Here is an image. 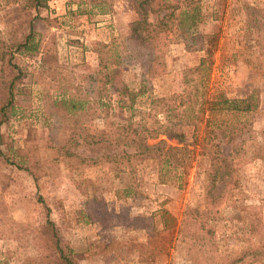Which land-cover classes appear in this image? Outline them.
<instances>
[{
    "label": "rangeland",
    "instance_id": "1",
    "mask_svg": "<svg viewBox=\"0 0 264 264\" xmlns=\"http://www.w3.org/2000/svg\"><path fill=\"white\" fill-rule=\"evenodd\" d=\"M42 1L33 9L30 0H0V108L13 98L12 109L0 112V264L46 252L38 243L46 219L76 264L264 262V254L259 262L251 256L254 248L264 250V0H200L203 47L189 49L170 32L171 41L152 51L127 39L133 0ZM30 30L36 50L24 51ZM97 51L122 57L114 83L105 86L106 117L95 104ZM200 59L206 69L190 73ZM141 83L145 94L136 98L131 121L150 123L151 98L164 100L153 114L182 141L159 135L145 143L184 149L181 187L160 184L152 158L113 163V121L124 123L130 113L113 114L115 90L123 84L135 92ZM221 99L235 110L213 105L204 114L209 101ZM218 125L236 138L223 141ZM205 135L226 159L225 175L209 194ZM160 209L177 227L188 213L195 222L175 234L167 257L147 247L143 217Z\"/></svg>",
    "mask_w": 264,
    "mask_h": 264
},
{
    "label": "trees",
    "instance_id": "2",
    "mask_svg": "<svg viewBox=\"0 0 264 264\" xmlns=\"http://www.w3.org/2000/svg\"><path fill=\"white\" fill-rule=\"evenodd\" d=\"M30 1L33 9L43 6L42 0ZM133 11L135 13V19L129 24L127 39L136 45L148 48L152 51L158 48L157 44L160 43L161 40L170 42L171 40L169 38L173 37L168 38L167 33L172 32V35H175V38H179L183 41L185 46L189 49L198 48L199 50V48L203 47L202 36H199L196 31L197 26L202 21L200 0H133ZM150 17L151 20H149ZM31 39L32 30H30L29 34L25 37L24 42L20 44V47L24 49V51L36 50L35 47H29L34 46L32 43H29ZM162 45L164 44L162 43ZM96 54L98 63L96 74L97 82L100 83V86L96 92L98 96L95 104L98 105L99 112L106 117L109 104L104 102V98L107 97L104 93L105 86L112 81L114 83L117 70L122 63V57L118 54H113L107 59L106 55L104 56V54L102 55L98 53V51ZM203 68L206 69V63L204 59H200L198 65L192 68L190 73H200L203 71ZM11 90L12 85L8 87V94L11 93ZM187 90L184 89L183 92L186 94ZM115 93L117 99L113 101V114L123 110H129L130 113L129 118L124 123L120 124L113 121V163L122 164L125 162L124 164L130 165V162L136 158H152L157 162V173L160 184L169 182L181 187L183 183H185V170L188 166L186 165L185 159L179 156L184 149L178 148L177 146H168L165 148L161 140L152 146H148L145 143L149 139H156L159 135L166 136V139H175L179 143L182 141V134L161 124L153 114L155 106H159L162 109L161 106L165 105L164 100L159 97L151 98V107L148 109L147 114H145L147 118H150V123L143 122V120L133 122L131 121V118H133L132 116H134V109H132L133 104L136 98L145 94L144 85L141 83L138 90L134 92L128 89L127 86L119 84ZM11 94L5 105L0 108L1 115L5 114V110L12 109L13 98ZM202 94L204 96V93ZM247 99L248 98L245 100ZM58 102L64 103L66 107H70L71 109L76 107L75 102L71 100L62 101L59 99ZM245 102L246 101H242V103ZM156 103L159 105H156ZM213 105L219 106L218 111L236 108L233 102L231 103L225 99L214 102L209 101L204 114H212L215 110L211 108ZM161 112L162 111H159V113ZM209 122V119L205 120V134L210 133L206 131L209 129ZM111 125L112 124L109 123V126ZM214 128L218 130V134L222 140H225L227 143L233 141L237 136V132L233 129L229 131L221 130L220 125ZM216 137L217 135H214V138ZM208 138L209 137L205 135L202 139V141L207 139L205 145H209V149H205L207 151L203 152L210 157V165L207 173L209 178L206 190L207 194H209L214 181H222L225 175L222 164L226 161V159L220 157L218 144L212 143ZM121 148V154L115 152ZM202 148L203 147L200 149L202 150ZM123 149H130L131 151L124 152ZM33 179L36 181L34 176ZM143 218L146 221L147 227L149 226L150 228L147 240V247L150 248V254L164 257H167L169 254V250L175 240V234L185 228L187 232H189L190 229L188 228L194 227L195 223L193 215L188 213L183 215L179 227H177L176 219L170 216L165 209H160L150 214L148 217ZM154 225H159V229L156 230L155 227H152ZM250 232L256 234L252 230V227L250 228ZM191 238L192 236L190 239ZM38 240V243L46 249V252H40L41 255L36 258H25L22 264H35L37 262H41V264H76L73 257V250L62 240L59 230L48 219H46L45 225L41 227ZM261 254H264L263 249H253L251 256L255 258L254 262H259V260L262 259ZM259 264H264V262H260Z\"/></svg>",
    "mask_w": 264,
    "mask_h": 264
}]
</instances>
